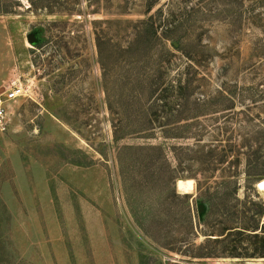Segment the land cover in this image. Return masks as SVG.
<instances>
[{
	"label": "rangeland",
	"instance_id": "rangeland-1",
	"mask_svg": "<svg viewBox=\"0 0 264 264\" xmlns=\"http://www.w3.org/2000/svg\"><path fill=\"white\" fill-rule=\"evenodd\" d=\"M15 80L0 264H264V0H0Z\"/></svg>",
	"mask_w": 264,
	"mask_h": 264
},
{
	"label": "built area",
	"instance_id": "built-area-1",
	"mask_svg": "<svg viewBox=\"0 0 264 264\" xmlns=\"http://www.w3.org/2000/svg\"><path fill=\"white\" fill-rule=\"evenodd\" d=\"M25 93V87L19 80L12 81V83L0 93V125L4 124L8 102L25 96Z\"/></svg>",
	"mask_w": 264,
	"mask_h": 264
},
{
	"label": "trees",
	"instance_id": "trees-1",
	"mask_svg": "<svg viewBox=\"0 0 264 264\" xmlns=\"http://www.w3.org/2000/svg\"><path fill=\"white\" fill-rule=\"evenodd\" d=\"M258 229H259V224H254V223L253 224H249V225L245 224V225H242L241 228H238V229L233 230V231H229V233L226 234L223 237L214 238V241L220 242V243H225L227 241H231V239H232L231 237L234 236V235H236V236L247 235L249 237H253L255 239H258L260 237L259 232H256V233H250L249 232V231H257ZM231 232H234V233H231ZM261 232L264 233V225H263V227L261 229ZM263 239H264V237H263ZM232 241H235L234 243L236 245V243H241L243 240L241 238L240 239L238 238V239H234ZM260 252H264V251H260ZM262 254H264V253H262Z\"/></svg>",
	"mask_w": 264,
	"mask_h": 264
},
{
	"label": "bare ground",
	"instance_id": "bare-ground-1",
	"mask_svg": "<svg viewBox=\"0 0 264 264\" xmlns=\"http://www.w3.org/2000/svg\"><path fill=\"white\" fill-rule=\"evenodd\" d=\"M177 189H178V191H179V185H178V184H177ZM259 189H260L261 191H263V193H264V179H261V180H260ZM179 192H180V191H179Z\"/></svg>",
	"mask_w": 264,
	"mask_h": 264
},
{
	"label": "water",
	"instance_id": "water-1",
	"mask_svg": "<svg viewBox=\"0 0 264 264\" xmlns=\"http://www.w3.org/2000/svg\"><path fill=\"white\" fill-rule=\"evenodd\" d=\"M259 184H260V180L258 181V182H256V184H255V186L259 189ZM176 189H177V187H176ZM177 191H178V189H177ZM179 192V191H178ZM180 193V192H179ZM199 209H200V211H203L204 210V206L203 205H200V207H199Z\"/></svg>",
	"mask_w": 264,
	"mask_h": 264
}]
</instances>
